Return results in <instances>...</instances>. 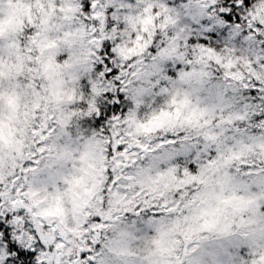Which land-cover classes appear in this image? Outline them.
I'll list each match as a JSON object with an SVG mask.
<instances>
[{"label": "clouds", "instance_id": "obj_1", "mask_svg": "<svg viewBox=\"0 0 264 264\" xmlns=\"http://www.w3.org/2000/svg\"><path fill=\"white\" fill-rule=\"evenodd\" d=\"M224 4L0 0V209L23 207L29 219L49 226L51 239L63 232L73 251L80 237L69 229L81 230L97 213L111 214L101 233L110 264L158 259L153 241L169 249L172 264L177 258L181 264H259L264 218L241 224L229 211L217 231H198L201 204L188 205L189 196L182 212L158 214L152 227L143 223L153 216L144 201H171L185 169L195 168L207 180L197 186L207 193L219 192L217 175H235L243 164L264 174V119H251L264 102V0H227L229 9L236 5L231 20L220 15ZM93 84L112 100L120 98L119 132L129 151L144 159L130 155L117 164L108 154L109 137L100 129L109 127L114 106L93 93ZM254 85L260 97L255 105L249 92ZM93 101L105 108L102 125L87 115ZM165 140L192 147L169 159L172 146L157 147ZM205 144L215 155L203 150ZM138 145L155 151L143 153ZM228 157L235 158L225 165ZM210 159L215 164L209 166ZM252 192L259 195V189ZM257 202L264 205V199Z\"/></svg>", "mask_w": 264, "mask_h": 264}, {"label": "snow or ice", "instance_id": "obj_2", "mask_svg": "<svg viewBox=\"0 0 264 264\" xmlns=\"http://www.w3.org/2000/svg\"><path fill=\"white\" fill-rule=\"evenodd\" d=\"M248 3L249 0H244L245 5ZM85 11H87V5L85 6ZM235 12L236 5L233 4L231 9H229L227 0H225V4L220 8V15L224 16L226 20H231ZM236 19L239 21L240 18L236 17ZM2 23L3 22L0 21V24ZM255 27L258 28L259 25ZM250 31H252V28H250ZM103 63L108 64V61L105 60ZM107 74L115 75L110 64H108ZM0 75H3V73L0 72ZM101 75L105 74L101 73ZM32 87L35 89V92L39 94L40 84L34 82ZM92 91L97 96H107L108 100L111 101L114 106L113 115L109 118V127H101L100 129L102 135L109 137L107 141L108 154L117 164H123L130 155L144 159L140 153L129 151L130 146L126 145L125 140L122 139L123 133L119 132L122 116H117L115 114V107L119 106L121 102L120 98L117 97L115 100H112L108 92L104 91L103 88H97L95 84L92 86ZM120 91L123 92L124 89L121 88ZM260 91L261 95L264 96V90ZM249 92L253 98V105H255L257 101L260 100V97L256 96L255 85L253 88L249 89ZM68 99H71V97ZM8 103L13 105L11 98L8 100ZM36 108L37 111L34 112V116L39 115V106L37 105ZM87 115L95 116L97 124L101 125L106 119L104 106L94 101L89 103ZM162 115L168 114L162 113ZM240 119H244V117H240ZM251 119L255 121L264 119V102L260 103L259 112L253 111ZM46 130L51 131V129ZM228 131L229 129H225L226 138ZM237 131H239V129H237ZM36 134V130L34 129L33 135ZM45 138L44 131H41L39 133L40 141H43ZM186 139L187 138H185V140ZM205 139L214 140L215 137L206 136ZM163 144L172 146L171 150L167 153L169 159L187 154L192 147L183 142L177 147V142L174 140H165L162 145H157V147H162ZM137 147H139L143 153L155 151L154 148H149L145 145H138ZM44 150L43 147L37 148V151L41 153H43ZM203 150L208 152L210 156L215 155L209 151V145L207 144L204 145ZM233 158L235 157L225 158V165L229 159ZM36 163H39V161H36ZM213 164H215V161L210 159L208 165L211 166ZM124 166L127 167L126 164ZM169 171L174 170L170 169ZM216 171L219 172V167H217ZM195 172V168L184 170L183 178H180L176 184L175 195L171 201L162 198L161 203H150L149 200L146 199L144 203L148 208L153 209V216L143 223L148 227H152L157 223L156 218L158 214L182 212V205L185 203V198L189 196L191 199L187 200L188 205L195 204L197 201L201 204L197 216V220L200 224L198 231H217L216 226L219 223V218L229 211L234 218L238 215L241 224H254L258 222L257 218H264V205L257 202L260 199H264V174H254L252 166L243 164L240 168L236 169L235 175L227 171L223 172L222 175H217L215 183L219 186V192L213 191L207 193L197 188L200 184H207V180L200 175H196ZM128 179H130V177H128ZM115 185L116 180L114 179L113 186ZM253 188L259 189V195L253 194ZM189 189H192V191H189ZM109 191H111V189H109ZM225 192H227V194H225ZM241 193H247L248 195H243ZM17 194L20 195L19 191H17ZM209 200H214L215 204H208ZM12 204H23V201H12ZM125 211H132V209L126 208ZM245 213L250 214L247 220ZM134 214L139 216L140 212L136 211ZM85 215H87L86 211ZM111 219V214L105 215L103 213H97L91 221L83 224L81 230L69 229L70 232L80 237L76 249L73 251L72 248L66 245L63 232L55 239H51L47 235L49 226L43 223L36 224L34 220L29 219V217L24 214L23 207L14 210L10 209L9 211L0 209V264H110L109 252L111 250H106V246L101 241V233L109 228L108 221ZM101 220L104 222L102 223ZM135 225L136 222L133 221L132 226L135 227ZM50 227L51 231L55 232V225H51ZM153 242L157 246L159 258H148L147 264H172V260L168 258L171 256L169 249L161 246V241ZM176 264H181L178 258ZM253 264H257V262L253 261ZM259 264H264V257L260 258Z\"/></svg>", "mask_w": 264, "mask_h": 264}]
</instances>
